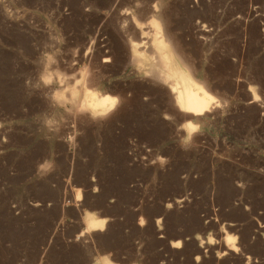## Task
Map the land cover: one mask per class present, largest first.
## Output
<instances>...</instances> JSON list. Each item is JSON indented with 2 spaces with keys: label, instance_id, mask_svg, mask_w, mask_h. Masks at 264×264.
Masks as SVG:
<instances>
[{
  "label": "rangeland",
  "instance_id": "rangeland-1",
  "mask_svg": "<svg viewBox=\"0 0 264 264\" xmlns=\"http://www.w3.org/2000/svg\"><path fill=\"white\" fill-rule=\"evenodd\" d=\"M156 25L203 116L131 57ZM83 86L112 112H75ZM95 211L122 225L85 233ZM104 261L264 264V0H0V264Z\"/></svg>",
  "mask_w": 264,
  "mask_h": 264
},
{
  "label": "bare ground",
  "instance_id": "bare-ground-1",
  "mask_svg": "<svg viewBox=\"0 0 264 264\" xmlns=\"http://www.w3.org/2000/svg\"><path fill=\"white\" fill-rule=\"evenodd\" d=\"M161 30H164V28L160 29L157 25L155 26L153 37L149 42L151 47L150 54L145 51H139V47L145 48L147 45L145 41L140 39L141 41L137 43L135 41L132 42L133 46L130 50V55L132 58H137L136 62L139 63V67L147 74L149 79L166 85L178 113L187 119L203 116L214 105V97L194 77L192 70L190 71L189 69L190 67H187L184 60L182 61L178 51H175L176 49L171 44V40L167 38V34H164L165 32L163 31V33ZM143 36V33H141L140 38H143ZM84 90L80 98L76 94L72 98L71 107L75 112H87L91 119L104 117L112 112L115 102L108 95H102L101 93L99 95L88 88H84ZM190 124V121L186 120L185 129L188 130V135L195 130V127L190 126ZM83 222L85 233L102 230L105 225L104 220L95 217L92 213H85ZM103 264L110 263L104 261Z\"/></svg>",
  "mask_w": 264,
  "mask_h": 264
},
{
  "label": "crops",
  "instance_id": "crops-1",
  "mask_svg": "<svg viewBox=\"0 0 264 264\" xmlns=\"http://www.w3.org/2000/svg\"><path fill=\"white\" fill-rule=\"evenodd\" d=\"M89 213H92V214H95L96 213L97 214L98 212L95 211V212H89ZM83 217H84V214L82 213L80 215V219L83 220ZM95 217H97V216L95 215ZM97 218L104 220L105 230L102 229L103 231L108 230V228L110 226H112L113 224H121L122 225V222H123V217H122V215H119V214H117V215H115L113 217H111V216H109L107 214H104V215H101V216H99ZM84 227H85V225H84ZM102 230H99V232H102ZM122 231H124V227H122ZM115 264H122V263H120L119 261H116Z\"/></svg>",
  "mask_w": 264,
  "mask_h": 264
},
{
  "label": "built area",
  "instance_id": "built-area-1",
  "mask_svg": "<svg viewBox=\"0 0 264 264\" xmlns=\"http://www.w3.org/2000/svg\"><path fill=\"white\" fill-rule=\"evenodd\" d=\"M139 147L147 152V149L145 148V146L139 144V142L136 139L129 140L127 155L132 159L134 163L137 162L138 159H140V161H143L145 159V157H140V158L137 157L136 150Z\"/></svg>",
  "mask_w": 264,
  "mask_h": 264
}]
</instances>
